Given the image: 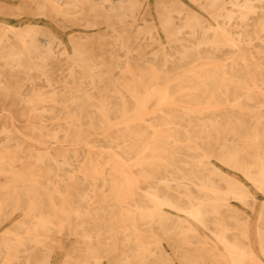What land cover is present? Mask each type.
I'll use <instances>...</instances> for the list:
<instances>
[{"label":"bare ground","instance_id":"obj_1","mask_svg":"<svg viewBox=\"0 0 264 264\" xmlns=\"http://www.w3.org/2000/svg\"><path fill=\"white\" fill-rule=\"evenodd\" d=\"M66 1L90 22L122 20L137 6ZM175 1L157 0L175 43L125 61L77 60L88 48L79 38L68 76L58 74L54 37L39 41V24L0 25V103L11 98L28 107L19 117L39 146L21 141L9 110L0 126V225H8L0 230V264H51L55 234L72 231L95 191L102 198L80 221L78 245L63 264H99L110 241L115 263L168 264L164 239L173 241L176 264H264V200L250 225L233 202L255 209L251 187L211 161L241 171L264 194V60L257 58L264 49L254 44L264 39V0H192L209 18L196 14L173 26V13L185 12ZM141 31L150 34L144 43L156 38ZM131 39H116L127 55L137 49ZM122 62L115 78L111 65ZM242 132L248 134L235 137ZM69 181L75 185L68 192ZM64 193L71 199L60 206ZM117 243L126 249L117 253Z\"/></svg>","mask_w":264,"mask_h":264},{"label":"rangeland","instance_id":"obj_2","mask_svg":"<svg viewBox=\"0 0 264 264\" xmlns=\"http://www.w3.org/2000/svg\"><path fill=\"white\" fill-rule=\"evenodd\" d=\"M176 1L174 2L176 4H185V12H183V14L181 15H179L178 13H173V26L179 25V23L183 22V20L187 17L194 19V16L196 14L203 15L204 17L209 18L208 14L192 0ZM105 3L101 2L100 0H94L89 4L102 5ZM128 3V0H126L124 4L128 5ZM132 3L137 4L136 8H133V10H128L129 8H127L128 12L133 13L129 14V16L127 17H123L122 20H117L114 18L110 19V21L107 22L104 17L98 16L91 19L93 21L90 22L89 18L86 19L83 18L84 16L81 17L80 15L71 13L70 11H78V9L66 8L65 6L68 4L66 0H60L57 2H50L47 0H0V25L25 27L29 22L39 24L40 28L43 29V32L38 34L39 41L47 45V43H50L51 40L49 37H54V41L51 44L53 45L54 50L59 54L58 60L62 61L60 65H57V68L63 69L62 72H59L58 74L61 76H68L70 73L67 69L70 67V64L67 60L73 56V46L78 44L79 38H81L79 42L81 44L84 43L88 48L86 49L87 52L82 56V58L75 57V59L77 60H86V58H89L91 60H98L102 57L111 59V57L114 56L116 57L114 59L116 61L118 58H121L122 61H125V59H127L128 57L132 58L141 55H143V57H147L152 50L158 49L163 46H169L171 43H175L174 37L176 35L170 34L168 29H165L163 18L161 16V13H163V9L157 7V0H135ZM59 5L61 6V8H57V6ZM102 10L103 8L100 11L102 12ZM205 22L207 23L206 26L209 27V23L211 21L205 20ZM252 27L253 25L251 26L249 31L253 30ZM124 29L128 30V33H122V30ZM143 29H148V31L154 32L156 38L154 40H149L147 43H144V37H147L150 34H148L149 32H142L141 30ZM140 31L142 33H140ZM7 35L13 37L17 34L10 32ZM120 36L132 37V39L130 40L131 46L137 47V49L132 52L133 55H127V51L124 48H121L122 42L120 40H116L117 37ZM138 37L141 38L136 39ZM139 43H142V46H138ZM254 44L257 46H262V48L264 49V39L257 38L254 41ZM65 49L67 50V55H64L66 54ZM247 50L249 51V48H247ZM257 58L264 60V53L258 54ZM84 65L85 63H83V66ZM111 67V69L114 71H111L110 74H112L115 78L123 75L120 69L121 67H125L124 62L120 63V65L113 64L111 65ZM105 68H103V71L105 73H108V66L106 65ZM20 75L23 76L22 74ZM127 78H129V75ZM12 83H14L13 80ZM36 84L45 86V82L40 80L36 81ZM119 85L121 86V84ZM29 86L30 85H28V87ZM9 110L12 114L14 113L17 118L14 120H9V124H15V126L17 127V132H19L20 136L22 137L21 141L26 146H29V148L38 149L39 146L37 145V143H35L34 140H30L28 137L27 120L24 117H19L21 113L29 111L28 107L25 106V104H23L22 102L16 105H12L11 98H8L7 101L4 102V104L0 103V126L4 121L5 115L10 117ZM253 117L255 116L250 114V116H248V121L252 120ZM55 127L56 126H48L44 130H47V128L53 130ZM247 134L246 132H242L235 137H245ZM218 137L222 136L218 135ZM95 142L98 143L99 141ZM109 142V140H102V143L104 145L109 144ZM209 147L211 149L216 147L215 142L209 141ZM104 158L108 159L109 156L105 155ZM211 161L213 164L219 166L225 172L229 174H235L243 183H246L251 187L252 191L257 197V205L255 209H252L250 207H243L240 203L233 202V206L239 209L242 217H246L250 220L251 225V223L256 219L258 209L260 208V205L264 200V194L257 191L241 171H237L236 169L224 165L216 157H212ZM118 179L125 180V177L121 174L120 176H118ZM74 185L75 184L71 181L67 183L66 187L68 189V192L72 190V186ZM101 198L102 194L100 193V191L92 192V201L87 203V206L89 207L87 214H85L81 219L75 221L71 232L66 231L62 233L58 232L55 234L54 240H56V255L55 257H52L50 259L51 264H63L68 253L72 250V248L78 245V232L81 226L80 221L86 219L91 215V212L93 210V203H98ZM70 199L71 197L68 194L64 193L57 199V202L60 206H64L69 202ZM21 218V211H17L16 215L13 216V219L17 220ZM98 218H102L103 222L109 223L111 220V215L104 214L101 216V218ZM7 229V224L4 223L0 225V230L5 231ZM4 236H6L5 233L0 231V239ZM81 243L83 244L84 240ZM161 244L162 251H166L170 255L169 260L171 262L168 264H176L178 260V254H174V252H176V248L173 244V241L164 239ZM106 247V251H104L106 255L101 259L99 264H121L119 263L120 258L117 259L118 263H115L111 255V253H113V250H115V245H113V243H111L110 241L108 242V245ZM122 249H126V245L119 243L117 245L116 252L121 253ZM123 264H129V262L123 261Z\"/></svg>","mask_w":264,"mask_h":264}]
</instances>
